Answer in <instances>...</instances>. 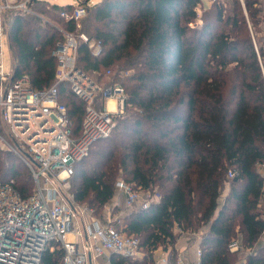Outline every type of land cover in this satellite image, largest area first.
Here are the masks:
<instances>
[{"label": "trees", "instance_id": "16d2710c", "mask_svg": "<svg viewBox=\"0 0 264 264\" xmlns=\"http://www.w3.org/2000/svg\"><path fill=\"white\" fill-rule=\"evenodd\" d=\"M79 1L88 7L84 29L61 16L74 6L31 0L30 12L5 13L12 18L4 32L10 81L27 75L36 90L53 86L54 51L64 33H85L102 50L96 57L79 40L77 68L98 84L126 90L124 113L75 164L69 189L96 215L120 179L160 193L159 201L122 220L121 230L140 239L144 259L112 256L111 264H155V251L176 245V228L196 234L203 227L201 264H264V38L253 34L264 19L261 0H232L230 8L215 3L202 17L201 0ZM57 16L60 26L51 21ZM58 91L78 132L84 104L67 82ZM20 162L28 170L16 153L0 148V184L13 181L27 197L33 181ZM234 242L240 248L232 252ZM63 258L56 247L42 264H63Z\"/></svg>", "mask_w": 264, "mask_h": 264}, {"label": "built area", "instance_id": "2783aa9c", "mask_svg": "<svg viewBox=\"0 0 264 264\" xmlns=\"http://www.w3.org/2000/svg\"><path fill=\"white\" fill-rule=\"evenodd\" d=\"M30 1L0 0V19L4 11L30 12ZM87 14L85 4H77L71 12H61L66 21L77 24ZM64 35L65 41L58 43L54 51L58 60L57 82L47 89L32 88L27 75L10 81L11 70H6L0 61V146L23 160L33 181L27 197L22 196L13 181L0 184V264H42L43 255L56 247L64 250L63 264H90V260L93 264L109 253L133 261L144 255L138 237L117 229L111 220H98L92 208L76 203L69 192L75 164L89 155L95 142L111 134L115 116L125 111L127 93L122 85L103 86L77 68L79 40L96 57L101 54L100 41L85 33ZM63 82L84 104L78 132L66 105L59 101L58 85ZM100 97L102 106L98 108ZM111 101L114 110L106 105ZM259 172L264 178V164L259 166ZM228 176L232 178L234 172ZM116 189L125 195L127 208L139 205L146 209L161 199L156 189L142 191L122 179ZM239 248L238 242L230 245L232 252ZM201 259L200 243L192 260L185 251L171 246L160 248L154 256L155 264H201ZM237 264L247 262L241 259Z\"/></svg>", "mask_w": 264, "mask_h": 264}, {"label": "rangeland", "instance_id": "374dc122", "mask_svg": "<svg viewBox=\"0 0 264 264\" xmlns=\"http://www.w3.org/2000/svg\"><path fill=\"white\" fill-rule=\"evenodd\" d=\"M55 1L58 4H60V5H66V4L76 5L77 2H78V4L80 2L79 0L78 1L77 0H55ZM94 2H99L100 3L101 0H91L90 5H92ZM231 2H232V0H201V4H200L201 6L199 7V10H198L199 15L202 17L203 12L206 11V10H209L212 7V5L215 4V3L222 4L223 6H225V8H230ZM261 2H262L263 7H264V0H261ZM96 4H98V3H96ZM245 16H246V14H245ZM4 17H5L4 19L6 21H10L11 18H12L11 14H6ZM88 18H89V15H88V17H86V19H84V21H82V22H80L78 24V25H80L79 26L80 29H84L85 28V23L87 22ZM56 19H57V21L51 20L52 23L55 24L56 26H57V24L60 26L59 20H58V16H57ZM197 24L198 25L201 24V19H198ZM253 34L258 39L259 38H264V19H263L262 24H260L259 31L258 30H253ZM3 45H4V61H5L4 63H5V66L7 68H9V65H10V56H9V47H7L8 45H7V39L6 38L3 40ZM106 105L111 110H114V105H113V108L111 107V104L110 103H107ZM0 128L2 130V124H1V122H0ZM0 148H2L4 150H7V149H5V148H3L1 146H0ZM19 164L22 166L24 172L29 175V172L26 169V167H24L21 162ZM75 172H76V170H75ZM73 180H74L73 177L69 180L70 186H72L71 184L73 183ZM227 188H228V186H227ZM227 188H226L225 193L227 192ZM83 205L89 207L88 204L87 205L86 204H83ZM137 208H139V205H135L132 208H127L125 206L124 207H118V206L114 207V204H113V202L111 200L107 205H105L104 208H102L100 210V212H97V215L95 213V217L97 219L103 220V221H107V220L110 221L111 220L110 222L113 221L112 223L114 224V226L117 229L121 230L123 228V222H122V220L127 216V214H129L132 210L137 209ZM115 224H118V225H115ZM205 230H206V227H203V228H201L200 232H198L196 234H192V235L198 236L199 237L198 239H201V237H202L203 233L205 232ZM177 234H178V238H177V242H178L179 237H181L182 235L181 236L179 235L180 232H177ZM185 234H187V233H185ZM190 235L191 234H187L186 236H190ZM142 250H144V249H142ZM154 256H155V253H154ZM140 258L141 259H137V260L144 259L143 255ZM104 259H98V260L96 259L93 264H108L107 261H105L106 259L105 260Z\"/></svg>", "mask_w": 264, "mask_h": 264}, {"label": "crops", "instance_id": "0c3cea01", "mask_svg": "<svg viewBox=\"0 0 264 264\" xmlns=\"http://www.w3.org/2000/svg\"><path fill=\"white\" fill-rule=\"evenodd\" d=\"M9 2H14V1H17V0H7ZM20 1V0H19ZM49 1V3L51 5H58V6H61V7H65V6H69L71 4H66V5H60L58 4L55 0H47ZM78 1V0H77ZM102 1V0H101ZM3 3L6 2V0H2ZM96 3H99V2H94L93 4H96ZM78 4V2H77ZM76 4V5H77ZM76 5H71V6H76ZM7 11H4L2 14H1V19H0V26L3 28V31L0 32V61H2L3 63L5 62L4 61V45H3V40L6 38L7 39V36L5 35V32H4V21H5V13ZM9 12H12V11H9ZM7 45H8V40H7ZM9 47V45L7 46ZM9 56H10V50H9ZM5 65V63H4ZM6 67V66H5ZM6 70H11V56H10V65H9V68L6 67ZM111 104V103H110ZM111 107L113 108L112 104H111ZM112 202L114 204V207L118 206V207H124L125 206V195L118 191L116 189V192H115V195L112 199ZM99 220V219H98ZM100 221H103V220H100ZM105 222V221H103ZM179 232V231H176V233ZM195 234V233H194ZM181 237H179L178 239V242L176 243V245L174 246V248H176L177 251H182V252H186L187 255L189 256L190 260L194 259L195 258V253H196V248L198 246V244L200 243V239H198L199 237L198 236H195V235H190V236H186L187 234H179ZM111 254H107L105 257L101 258V259H104L105 261H107L108 264H111ZM95 261V260H94ZM93 261V263H94Z\"/></svg>", "mask_w": 264, "mask_h": 264}, {"label": "bare ground", "instance_id": "6f19581e", "mask_svg": "<svg viewBox=\"0 0 264 264\" xmlns=\"http://www.w3.org/2000/svg\"><path fill=\"white\" fill-rule=\"evenodd\" d=\"M110 103L112 104V106L114 105V102L113 101H111Z\"/></svg>", "mask_w": 264, "mask_h": 264}, {"label": "water", "instance_id": "95a60500", "mask_svg": "<svg viewBox=\"0 0 264 264\" xmlns=\"http://www.w3.org/2000/svg\"><path fill=\"white\" fill-rule=\"evenodd\" d=\"M90 264H92L91 260H90Z\"/></svg>", "mask_w": 264, "mask_h": 264}]
</instances>
